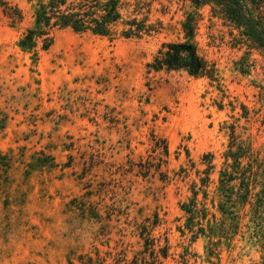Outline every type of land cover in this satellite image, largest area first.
Wrapping results in <instances>:
<instances>
[{
	"label": "rangeland",
	"instance_id": "obj_1",
	"mask_svg": "<svg viewBox=\"0 0 264 264\" xmlns=\"http://www.w3.org/2000/svg\"><path fill=\"white\" fill-rule=\"evenodd\" d=\"M4 1L0 264H264V47L190 0H145L140 37L22 46L46 0ZM191 11L216 79L149 71Z\"/></svg>",
	"mask_w": 264,
	"mask_h": 264
},
{
	"label": "trees",
	"instance_id": "obj_2",
	"mask_svg": "<svg viewBox=\"0 0 264 264\" xmlns=\"http://www.w3.org/2000/svg\"><path fill=\"white\" fill-rule=\"evenodd\" d=\"M190 1L196 9L210 5L214 14L220 15L241 30L242 34L251 36L255 43L264 47V39L256 37L258 29L264 25L262 17L258 22L256 20L260 12L264 13V0ZM147 4L145 0H46L35 10L34 23L26 29L20 44L34 47L41 41L42 48L47 49L53 42V31L63 28H71L76 32L90 31L110 38L140 37L158 32L154 24L147 23V17H139ZM0 7L13 20L20 21L23 18L21 10L4 0H0ZM198 15L196 11L187 13L182 23L185 40L163 43L153 60L147 64L149 71L184 70L192 76L216 79L215 65L201 55L194 40ZM163 151L168 154L165 144ZM152 264H160L158 258H154Z\"/></svg>",
	"mask_w": 264,
	"mask_h": 264
}]
</instances>
